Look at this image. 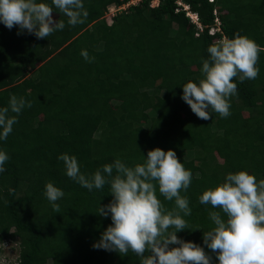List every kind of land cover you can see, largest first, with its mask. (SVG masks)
<instances>
[{"label":"trees","instance_id":"1","mask_svg":"<svg viewBox=\"0 0 264 264\" xmlns=\"http://www.w3.org/2000/svg\"><path fill=\"white\" fill-rule=\"evenodd\" d=\"M131 1L83 0L89 14L76 26L54 11L65 27L45 39L0 23V108L13 95L32 105L0 140L9 157L0 173V248L20 243L16 264H140L131 251L93 247L112 223L98 214L113 199L110 187H82L66 175L62 154L74 155L81 173L91 176L117 158L134 166L150 150L175 151L192 172L181 193L192 214L177 236L210 254L203 232L214 227L208 213L219 209L199 197L228 173L264 179V52L256 79L233 81L237 95L227 118L210 110L211 119H200L181 98L184 84L203 78L209 45L223 37L209 34L217 18L229 39L239 33L264 48V0H180L203 30L179 0L127 6ZM109 7H125L111 24L104 19ZM48 182L65 193L59 213L44 195ZM157 195L167 209L174 207ZM213 264H219L214 254Z\"/></svg>","mask_w":264,"mask_h":264},{"label":"clouds","instance_id":"2","mask_svg":"<svg viewBox=\"0 0 264 264\" xmlns=\"http://www.w3.org/2000/svg\"><path fill=\"white\" fill-rule=\"evenodd\" d=\"M177 3L192 20L190 15L196 13L180 0ZM54 11L66 16L71 26L83 24L89 14L83 0H51V4L44 0H0V23L9 30L18 26V34L27 30L38 39H45L65 27L63 19L53 18ZM209 34L223 37L209 45V57L202 59L203 78L184 84L181 97L203 120L211 119L210 110L221 118L231 115L230 101L237 95V84L233 81L256 79L260 71L259 54L264 52V48L245 35L237 33L229 39L222 32L221 22L215 21ZM81 55L90 60L86 50ZM26 106L32 105L13 95L8 107L0 108V140L7 139ZM9 111L17 115L9 116ZM8 159L7 153L0 151V173L5 171ZM58 159L63 161L66 175L89 191L103 189L106 184L110 187L113 199L100 206L98 214L110 216L112 223L93 245L95 249L121 255L131 251L140 258V264H213V254L219 264H264V179L258 180L247 171L228 173L221 183L199 197L201 204L219 209L208 213L214 227L203 232V244L210 254L205 247L177 236L188 228L184 217L192 214L188 197L181 194L190 187L192 172L179 161L175 151L150 150L143 163L134 166L117 158L91 176L81 173L74 155L62 154ZM157 190L165 200L174 201L171 210L159 199ZM44 195L59 213L57 201L65 193L48 182Z\"/></svg>","mask_w":264,"mask_h":264},{"label":"rangeland","instance_id":"3","mask_svg":"<svg viewBox=\"0 0 264 264\" xmlns=\"http://www.w3.org/2000/svg\"><path fill=\"white\" fill-rule=\"evenodd\" d=\"M158 2L157 0H153L152 3L156 4ZM115 11H118V13H123L122 10H117V8L113 7ZM113 10V11H114ZM53 18L57 20V15L53 14ZM189 158H192V155H188ZM19 249H20V243L17 242H6L5 244L1 245L0 248V264H16V260L19 257Z\"/></svg>","mask_w":264,"mask_h":264},{"label":"built area","instance_id":"4","mask_svg":"<svg viewBox=\"0 0 264 264\" xmlns=\"http://www.w3.org/2000/svg\"><path fill=\"white\" fill-rule=\"evenodd\" d=\"M139 1L140 0H132L129 4H127V6H129L131 4H135V3L139 2ZM210 1H212V0H210ZM157 4L158 3L153 4V5L155 6ZM179 4H181V3L179 2ZM122 9H125V7L117 8V10H119V11L122 10ZM186 9H188V7H186ZM113 10H114L113 7H109L108 8V12L105 14L104 18L106 19L108 24L112 23L114 16L118 13V11H115V10L113 11ZM190 16H191L192 20L194 21V23H196L198 25V27L200 29H202V26H201V24L199 22V17L196 14L190 15ZM216 22H217V24H220L219 18L216 19ZM213 32H214V30L212 29L211 33H213Z\"/></svg>","mask_w":264,"mask_h":264}]
</instances>
